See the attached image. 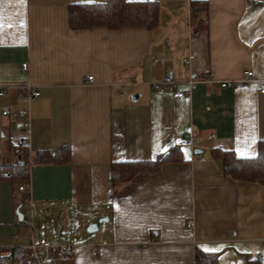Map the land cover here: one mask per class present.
<instances>
[{
    "label": "crops",
    "instance_id": "1",
    "mask_svg": "<svg viewBox=\"0 0 264 264\" xmlns=\"http://www.w3.org/2000/svg\"><path fill=\"white\" fill-rule=\"evenodd\" d=\"M105 1L0 0V165L71 151L68 163L32 162L26 180L0 178V247L53 237L58 216L74 264H196L201 251L260 264L264 179L225 175L212 151L254 157L264 140V0H129L156 1L158 26L71 25V5ZM167 72L190 92L153 89ZM174 148L141 182L113 184V162ZM26 197L32 225L17 214Z\"/></svg>",
    "mask_w": 264,
    "mask_h": 264
},
{
    "label": "trees",
    "instance_id": "2",
    "mask_svg": "<svg viewBox=\"0 0 264 264\" xmlns=\"http://www.w3.org/2000/svg\"><path fill=\"white\" fill-rule=\"evenodd\" d=\"M198 4L193 3V12L200 9L197 7ZM201 7L208 9V4H203ZM159 12L160 5L156 1L106 0L71 5L69 20L76 29L94 26H106L113 29H121L124 26H144L151 29L159 24ZM258 146V153L254 157H238L234 151L220 148L214 149L212 155L215 160L222 161L225 175L238 181L256 182L264 179V140L259 141ZM178 151V148H174L169 153L159 155L153 161L113 162L111 176L113 184L141 182L147 174L159 170L164 163L176 159ZM70 157L69 145L40 151L35 155L34 160H31L29 153L25 151L22 152L18 164L0 165V178L26 180L29 178L32 162L68 163ZM24 200L16 206H21ZM28 256L29 252L22 246L0 247V264H28ZM217 261V252L201 251L197 253L195 259L196 264H219Z\"/></svg>",
    "mask_w": 264,
    "mask_h": 264
},
{
    "label": "built area",
    "instance_id": "3",
    "mask_svg": "<svg viewBox=\"0 0 264 264\" xmlns=\"http://www.w3.org/2000/svg\"><path fill=\"white\" fill-rule=\"evenodd\" d=\"M193 58V55L190 54L188 57L184 58V61L186 63H190L191 59ZM23 68L28 69L29 65L27 62L23 63ZM253 77V71L247 70L245 71V78L249 79ZM89 81H93L94 78L92 75L87 76ZM193 81H189V85L192 86ZM232 82H226L222 83V86H231ZM178 82L175 80V78L171 75L170 72H167L164 79L161 81H155L152 84V88L157 91H167L170 90L173 92L175 97H182L190 92L189 89L187 90H177ZM38 92H32V95L38 96ZM261 93L264 94V86L261 87ZM5 90L0 89V95H4ZM11 109L5 108L4 114L8 115L10 114ZM26 113V110H20L19 114L21 116H24ZM203 158V157H202ZM29 184L26 182L25 184H22L19 186V191H26ZM21 211L23 212V224H29L32 225V218L34 215V209H33V202L30 198L25 199L21 204ZM190 224H193V221L190 222ZM29 252L28 256V264H74L75 259V245L71 242H66L62 240L61 237H37L34 236L28 243L24 244L22 246ZM258 261L260 264H264V257L260 256L258 258Z\"/></svg>",
    "mask_w": 264,
    "mask_h": 264
},
{
    "label": "rangeland",
    "instance_id": "4",
    "mask_svg": "<svg viewBox=\"0 0 264 264\" xmlns=\"http://www.w3.org/2000/svg\"><path fill=\"white\" fill-rule=\"evenodd\" d=\"M47 222L51 225L52 223L54 224L53 225V233H52V235H53V237H56V236H58V237H61L62 238V240L64 239H66L65 237H67V238H69L68 236H69V234H68V236L66 235H64V234H61V231H62V225H61V220L60 219H58V216H56L55 218H52L50 221H49V219L47 220Z\"/></svg>",
    "mask_w": 264,
    "mask_h": 264
},
{
    "label": "water",
    "instance_id": "5",
    "mask_svg": "<svg viewBox=\"0 0 264 264\" xmlns=\"http://www.w3.org/2000/svg\"><path fill=\"white\" fill-rule=\"evenodd\" d=\"M17 214H18L19 221H22V219H23V212L21 211L20 207L17 208ZM105 220H107L106 217L100 216L98 219H96L93 223H91L89 225L87 231L88 232L95 231L98 228L99 224H101Z\"/></svg>",
    "mask_w": 264,
    "mask_h": 264
}]
</instances>
